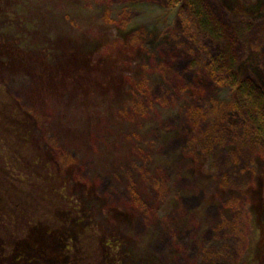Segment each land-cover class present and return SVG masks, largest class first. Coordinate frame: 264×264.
<instances>
[{
    "label": "rangeland",
    "instance_id": "rangeland-1",
    "mask_svg": "<svg viewBox=\"0 0 264 264\" xmlns=\"http://www.w3.org/2000/svg\"><path fill=\"white\" fill-rule=\"evenodd\" d=\"M196 1L210 29L180 0H0V108L10 99L33 123L28 142L1 118L4 200L50 216L61 188L32 176L39 148L82 198L84 224L125 240L122 264H264V136L227 80L247 62L237 76L264 89V0ZM238 3L249 16L231 12ZM115 48L117 88L65 79L77 56ZM214 102L229 110L205 160L192 143L216 122Z\"/></svg>",
    "mask_w": 264,
    "mask_h": 264
},
{
    "label": "trees",
    "instance_id": "trees-1",
    "mask_svg": "<svg viewBox=\"0 0 264 264\" xmlns=\"http://www.w3.org/2000/svg\"><path fill=\"white\" fill-rule=\"evenodd\" d=\"M180 1L193 12L197 27H200L203 31L210 29L201 15V9L196 0ZM231 12L238 16L246 17L250 15L248 8L241 3L232 7ZM104 17L107 22L112 21L109 10L104 12ZM140 34L141 31L139 30L132 32L127 39V43L130 45L138 44ZM125 56L126 52L124 50L116 48L109 51L94 50L89 54L79 55L76 58L79 59V64L75 65L79 68L75 67V70L66 73L65 79L75 81L78 77H82V79L88 80L87 84L97 89L101 88L99 85H103L98 80L103 78L107 79V85H110L111 88H117L120 78L112 73L116 67L121 66ZM246 64L247 62H237L229 65L228 72L230 75H228L227 80L234 85L242 96V99H240L243 103L247 102V113L249 112L250 116L252 114V118L250 117L252 132L254 135L264 136V89L261 88L259 93H255L246 81L237 76V73H240V70ZM145 84L146 80L144 78L135 82V85L139 88H143ZM59 87L62 89L61 84ZM7 103L9 106L6 107L5 105L0 108V121L5 118L4 121L9 120L8 127L10 129L7 134L22 129L23 135L19 136L18 134L16 136L21 137L24 141L31 142L32 119L26 118V115H23L24 117H14L12 111L17 108V105L14 101L11 102L10 99H7ZM228 110L226 104L214 102L206 115L213 116L216 122L210 124L202 134L193 139L194 149L199 150L205 160L210 158L214 133ZM3 117L4 119H1ZM28 120L32 123L30 129L26 127ZM4 162L5 170H8L10 162L7 159ZM51 162H55V160H48L45 153L39 148L34 158L30 163L28 162L31 169L34 168L35 170L32 176L43 178L49 190L56 191L58 187L61 188L57 205L53 208L52 213L50 212L49 217L35 216L30 218L27 213L24 214L20 206L23 202L18 200L7 202L4 200V191L0 188V264H122L123 257L119 252V248L124 245L125 240L119 238L115 233L102 234V230L93 224H84L86 215L89 212L84 208L82 198L75 199L73 197V189L70 188L67 181L68 176H63L62 172H58L59 168L56 169ZM8 172L9 175H5L4 178L13 177L17 180L25 177V175L15 176L10 171ZM56 176L57 180H55ZM52 178H54V183ZM58 181H60L59 185L56 186ZM222 185H228L225 178L222 179ZM132 190L133 188L130 189L131 192ZM234 224L236 225V220ZM88 240H91L92 244L88 243ZM138 264L146 263L140 262Z\"/></svg>",
    "mask_w": 264,
    "mask_h": 264
}]
</instances>
